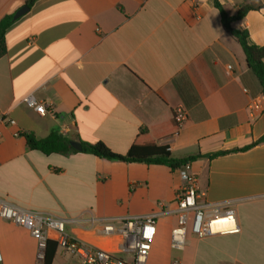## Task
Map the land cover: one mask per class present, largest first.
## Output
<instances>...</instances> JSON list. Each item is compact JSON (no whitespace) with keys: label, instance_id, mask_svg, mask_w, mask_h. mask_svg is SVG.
<instances>
[{"label":"crops","instance_id":"crops-1","mask_svg":"<svg viewBox=\"0 0 264 264\" xmlns=\"http://www.w3.org/2000/svg\"><path fill=\"white\" fill-rule=\"evenodd\" d=\"M27 0H0V20ZM214 0H38L8 29L0 59V111L16 122L0 137V200L66 221L72 238L114 250L96 219L158 213L147 264H264V137L262 86L238 39L224 27ZM231 26L264 46V0L220 2ZM231 66L232 70L228 71ZM34 93L56 118L19 104ZM263 98L250 117L249 105ZM184 112L173 131L174 113ZM142 129L168 139L173 157L191 163L201 202H230L239 234L197 237L183 252L170 247L176 194L184 180L165 166L122 163L76 151L30 150L21 133L52 132L74 142L104 143L125 155ZM175 132V133H174ZM0 264H41L26 229L0 219ZM52 264H79L57 249Z\"/></svg>","mask_w":264,"mask_h":264},{"label":"built area","instance_id":"built-area-1","mask_svg":"<svg viewBox=\"0 0 264 264\" xmlns=\"http://www.w3.org/2000/svg\"><path fill=\"white\" fill-rule=\"evenodd\" d=\"M231 70L232 67L229 66L228 71ZM262 101L263 98H256L249 105L248 110L252 119H256L261 113ZM19 104L34 110L40 117H57L52 104L38 101L34 93L26 95ZM176 120L181 128L186 120L184 112L177 111ZM15 124L16 122L10 119L7 113L0 111V137L3 127ZM179 172L184 185L176 194L174 212L177 225L171 232L170 247L175 251L183 252L189 232L200 238L216 234H239L241 229L232 204L201 202L197 177L191 171V164L185 165ZM158 216V213H151L143 216L94 220V224L101 226L105 237L117 239L115 249L107 250L72 238L66 232L64 219L25 210L0 200V219L29 231L38 243L37 258L41 264L45 261L49 242H55L58 249L78 258L79 264H147L156 238ZM170 264H181V261L173 259Z\"/></svg>","mask_w":264,"mask_h":264},{"label":"trees","instance_id":"trees-1","mask_svg":"<svg viewBox=\"0 0 264 264\" xmlns=\"http://www.w3.org/2000/svg\"><path fill=\"white\" fill-rule=\"evenodd\" d=\"M37 1L38 0H27L25 5L32 7ZM214 3L215 7L221 13L224 27L230 34L238 39L240 45L242 46L246 55L247 64L258 78L262 86L264 96V46L252 45L246 31L236 30L231 26L234 21L242 20L252 7L248 5L242 6L235 16L229 17L219 1L215 0ZM13 17L14 14L6 15L0 20V59L7 53L6 33L15 23ZM172 127L175 132L180 129L176 120V112L174 113ZM21 135L26 139L27 146L30 150H36L45 155L58 154L66 156L70 153L76 152L70 145V139L56 132H52L48 137L41 140L37 139L32 133H21ZM171 135L161 138L150 133L147 129H142L132 144L130 150L125 155L114 153L110 148L101 142L95 144L81 142V144L83 146V153L91 154L101 159L129 164L140 163L146 165L165 166L170 168L172 171L180 170L185 165L191 164L197 159L203 157L201 155L183 159L173 157L169 146L167 144H161L162 141L168 139ZM262 144H264V137L246 148L223 151L208 155L207 157L213 159L232 153L244 152L252 147ZM57 249V244L55 242H49L46 251V258L42 264H52Z\"/></svg>","mask_w":264,"mask_h":264},{"label":"water","instance_id":"water-1","mask_svg":"<svg viewBox=\"0 0 264 264\" xmlns=\"http://www.w3.org/2000/svg\"><path fill=\"white\" fill-rule=\"evenodd\" d=\"M30 11V7L28 5L23 6L22 8H20L15 14H14V21L19 20L21 17H23L26 13H28ZM71 147L76 150V151H83V146L80 142H74L71 141L70 142Z\"/></svg>","mask_w":264,"mask_h":264}]
</instances>
